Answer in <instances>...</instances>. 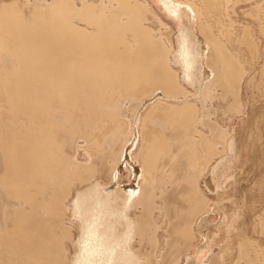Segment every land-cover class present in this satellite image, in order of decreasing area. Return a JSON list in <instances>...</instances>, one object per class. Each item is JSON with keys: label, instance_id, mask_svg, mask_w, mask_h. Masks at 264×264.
<instances>
[{"label": "bare ground", "instance_id": "obj_1", "mask_svg": "<svg viewBox=\"0 0 264 264\" xmlns=\"http://www.w3.org/2000/svg\"><path fill=\"white\" fill-rule=\"evenodd\" d=\"M106 1L115 6L109 8ZM100 2L102 7L95 0H82L81 5L74 0L37 3L30 16L15 2L0 3V159L6 169L0 173V187L9 199L18 202L12 206V227L0 222V263L63 264L68 242L62 243L61 238L50 240L49 235L62 231L68 233L70 241L73 225L71 220L70 224L63 221L65 213H60L59 195L47 201V190L56 179L70 193V183L84 174L64 151L66 147L75 149L74 135L87 144L101 142L118 126L129 128L131 135L114 157L113 165L121 159V166L125 165L132 174L131 184L124 195L117 182L105 187L95 184L78 192L73 201V219L81 235L75 242L76 255L71 264H144L139 251L131 245L136 236L140 240L146 237L149 223L139 216L130 217L125 210L148 202V191L154 187L148 183L155 180L157 165L172 144L180 149L179 156L188 161L192 170L188 177L194 185L189 193L190 213L199 217L196 222L191 219L184 232L194 239L191 242L195 247L200 244L199 250L210 249L212 241L208 242L202 228L220 212L221 184L216 177L228 152H236V141L230 138L231 130L218 119H205L196 105L222 99L230 103L227 115L234 110L242 112L240 95L246 69L235 48L238 33L224 26L238 2L231 0L230 5L229 0H158L163 11L179 25L178 48L173 54L153 37L151 22L168 28L153 1ZM260 8L258 5L248 11L255 12L263 24ZM184 17L198 28L189 29L183 23ZM243 30L245 37L248 28ZM184 83L195 87V93ZM126 96L144 98L129 122L119 112L118 100ZM197 113L201 126H193L199 133L194 143L187 138ZM154 117L171 123L174 137L149 124ZM181 128L184 136H176ZM62 133L69 134L68 144ZM138 145L142 166L133 160ZM176 157L175 154L173 158ZM209 164L211 173L203 187L198 179ZM86 170L91 172L94 166L89 164ZM118 201L122 202L121 208L117 207ZM211 225L218 226L213 222ZM195 234L200 236V242ZM57 243H62L63 258L58 257V252L54 255L53 245ZM192 248L196 250L193 245ZM242 249L247 264H257L250 246ZM195 257L200 259L199 255ZM149 260L145 255V262Z\"/></svg>", "mask_w": 264, "mask_h": 264}, {"label": "rangeland", "instance_id": "obj_2", "mask_svg": "<svg viewBox=\"0 0 264 264\" xmlns=\"http://www.w3.org/2000/svg\"><path fill=\"white\" fill-rule=\"evenodd\" d=\"M51 1L53 0H0V3L15 2L27 16H30L37 3L45 5ZM74 1L77 4L80 2L79 4L81 5L82 0ZM95 1L97 5L101 4L100 0ZM229 1L231 5L233 2L231 3V0ZM236 1L238 3L235 9L231 10L234 12L230 11L231 14L229 13L232 15V18L226 19L224 26L232 30L234 29L238 33L237 42H239L235 43V48L238 54H240L241 62H244L242 63L244 64L243 68L246 69L240 95L241 107L243 106L242 112L238 113L234 110V113L229 112V115H227L226 111L228 109L226 108H229L230 103L227 101V104H225L226 102L224 100L222 101V99L213 98L204 106L200 103L196 105V107L199 106L200 113L206 116L205 119H212V121L218 119L222 126L227 127L229 131L231 130L232 137L230 138L236 141L234 147V151L236 152L233 154L228 152L227 161H224V166H221L216 177V180L221 184L220 196L218 198L220 199L221 206L220 212L213 214L211 216L212 220L210 219V221L216 223L218 226L214 228L210 222L202 228L204 236L209 238L208 242L212 241L209 243L210 249L199 250L200 244L197 243L198 245L195 247L193 242H191L194 239H190L184 232L189 221L192 219L193 222H196L199 220V217L195 213L194 215L190 213L189 193L194 190V185L189 181L188 177L192 170L190 169L188 161L182 160L183 157L179 156L180 149H175L174 144H172V147L165 151L162 156V161L157 165V169L154 172L156 176L155 180L148 183L154 186L148 191L150 192L148 202L146 204H139L137 208L125 210L130 217L139 216L143 218L142 220H146L149 223L150 230L146 237L143 236L140 240L136 236L131 245L135 251H139L138 253L144 260V264H247L245 258L243 259L242 257V247L244 245L250 246V251L254 258L253 261L257 262V264H264V219L263 221L261 219V217H264V34H262L264 31V22L263 24L260 23L261 21L258 22L254 11V14L248 11L252 7L256 9L260 5L261 8L258 12L264 16V0ZM151 2L163 20L168 24L167 28L166 25L151 22V27L155 33L153 37L159 44H162V42L166 44L165 47L167 46L170 49L169 52L173 54L178 48L177 35L179 25L168 16V12L163 11L158 0H151ZM106 4L109 8L115 6L113 2L106 1ZM184 19L185 21L183 23L189 29L195 30L198 28L192 24L193 22H190L192 20L189 18L184 17ZM246 27L248 30L245 37H243V28ZM161 35L166 39H162ZM250 37L254 39L253 42L251 41L252 39L250 40ZM129 40L132 42L131 36ZM246 41L249 43H245ZM247 44H250L249 47ZM255 48L258 49L254 50ZM173 67L177 71H180L178 66L173 65ZM251 79L252 82H249ZM184 86L195 93V87L187 85L186 83H184ZM142 98L136 99L127 96L119 98V112L123 120L129 122L133 119V112H135L134 110L139 105L140 100L144 99ZM229 102L231 101L229 100ZM199 116L200 114L197 113L195 118L191 120L192 122H190V124L192 123V128L190 129L192 133L187 138V141L192 142L193 139L195 143V140L199 137V133L193 129V126H198V128L201 126L199 125ZM149 124L155 125V128H160L161 131L163 130L166 136L174 137L171 123L161 120L160 117L150 119ZM142 129L140 131L143 136ZM184 134L183 128H181L176 136L181 137ZM130 135L129 128L125 130V127L120 128L119 126L117 128L115 127L112 134L101 142L87 144L83 138L74 135L72 139L75 149L69 150V147L64 149L66 156L67 154L69 155L67 157L76 160L75 168L82 170L84 174L79 179H76V181L70 183V193L68 187L56 179H54L53 185H51L50 190H47L46 193L47 201L51 200L52 195L56 193L59 195L58 202L61 205L60 213H65L63 214L65 217L63 221L70 224L69 222L71 220V225H73V235L70 241L67 240L68 236L66 235L68 233L63 234L62 231H57V233L53 232V234L49 235L50 240H58L61 238L62 243L68 242V255L63 264H71L75 258V242L81 235L80 228H78L77 222L73 219V201L76 199L78 192L95 184H100V186L105 187L117 182L116 185L123 188V192L121 193L124 195L125 188L131 184L132 174L125 165L123 167L121 166V159H119L116 166L113 165L114 157L121 153L122 147L127 138L129 140ZM61 136L66 139V144H68L70 139L69 134L62 133ZM133 139L134 135L132 137ZM140 151L141 149L138 145L133 151V160H137L142 166L143 162ZM175 154L177 157L174 159L173 156ZM172 160L174 161L172 162ZM89 164L94 166V170L91 172L86 170V166ZM5 171V166L0 159V173L4 174ZM208 172L211 173V164L205 168V171L201 173V178L199 177L198 179V182L203 187L205 179L209 175ZM209 195L215 202L218 201L216 196ZM17 204L18 202L9 199L6 192L0 187L1 223L7 222L12 227L10 215L14 211L12 206ZM117 207H122L121 201H118ZM75 224L77 228L74 226ZM195 235L197 236L198 234ZM199 238L200 236L198 235L196 240L200 242L201 238ZM248 241L255 243L257 246L252 243L250 244ZM62 243L54 244L53 248L54 255L58 252V257L62 256L63 258ZM192 245L196 250L192 251ZM190 252L193 254H190ZM256 253L257 255H255ZM145 255L150 258L147 262H145ZM196 255L200 256L199 260L196 259ZM193 257L195 258L192 259ZM0 264L6 263L1 262Z\"/></svg>", "mask_w": 264, "mask_h": 264}, {"label": "crops", "instance_id": "obj_3", "mask_svg": "<svg viewBox=\"0 0 264 264\" xmlns=\"http://www.w3.org/2000/svg\"><path fill=\"white\" fill-rule=\"evenodd\" d=\"M248 119V118H247Z\"/></svg>", "mask_w": 264, "mask_h": 264}]
</instances>
